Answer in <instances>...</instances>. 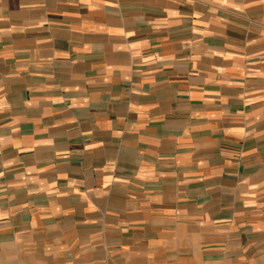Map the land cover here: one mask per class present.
<instances>
[{
	"label": "crops",
	"instance_id": "obj_1",
	"mask_svg": "<svg viewBox=\"0 0 264 264\" xmlns=\"http://www.w3.org/2000/svg\"><path fill=\"white\" fill-rule=\"evenodd\" d=\"M264 258V0H0V264Z\"/></svg>",
	"mask_w": 264,
	"mask_h": 264
},
{
	"label": "rangeland",
	"instance_id": "obj_2",
	"mask_svg": "<svg viewBox=\"0 0 264 264\" xmlns=\"http://www.w3.org/2000/svg\"><path fill=\"white\" fill-rule=\"evenodd\" d=\"M256 259V264H264V258H262L261 255H258Z\"/></svg>",
	"mask_w": 264,
	"mask_h": 264
}]
</instances>
